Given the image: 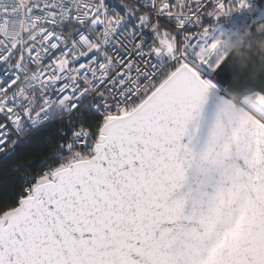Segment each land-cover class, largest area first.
<instances>
[{
	"label": "snow or ice",
	"instance_id": "1",
	"mask_svg": "<svg viewBox=\"0 0 264 264\" xmlns=\"http://www.w3.org/2000/svg\"><path fill=\"white\" fill-rule=\"evenodd\" d=\"M260 23L264 0H0V264H264V67L230 50Z\"/></svg>",
	"mask_w": 264,
	"mask_h": 264
},
{
	"label": "water",
	"instance_id": "2",
	"mask_svg": "<svg viewBox=\"0 0 264 264\" xmlns=\"http://www.w3.org/2000/svg\"><path fill=\"white\" fill-rule=\"evenodd\" d=\"M261 24L264 23L258 24L255 32L245 30L230 49L234 61L240 67L246 66L249 62H253L256 71L264 67V30H258Z\"/></svg>",
	"mask_w": 264,
	"mask_h": 264
},
{
	"label": "trees",
	"instance_id": "3",
	"mask_svg": "<svg viewBox=\"0 0 264 264\" xmlns=\"http://www.w3.org/2000/svg\"><path fill=\"white\" fill-rule=\"evenodd\" d=\"M259 1V0H258ZM46 134H42L41 138H40V143L37 146V152H43L47 149L48 146V142L43 140V136ZM8 191H10V189L8 188L7 184H5L3 182V178H0V194H5Z\"/></svg>",
	"mask_w": 264,
	"mask_h": 264
},
{
	"label": "built area",
	"instance_id": "4",
	"mask_svg": "<svg viewBox=\"0 0 264 264\" xmlns=\"http://www.w3.org/2000/svg\"><path fill=\"white\" fill-rule=\"evenodd\" d=\"M258 2H259V1H258ZM247 29H248V28H244V29H242L241 31L236 32V33L234 34L231 47L236 43V41L238 40V38L240 37V35H241L245 30H247Z\"/></svg>",
	"mask_w": 264,
	"mask_h": 264
},
{
	"label": "clouds",
	"instance_id": "5",
	"mask_svg": "<svg viewBox=\"0 0 264 264\" xmlns=\"http://www.w3.org/2000/svg\"><path fill=\"white\" fill-rule=\"evenodd\" d=\"M258 30H264V24L259 25V29Z\"/></svg>",
	"mask_w": 264,
	"mask_h": 264
}]
</instances>
